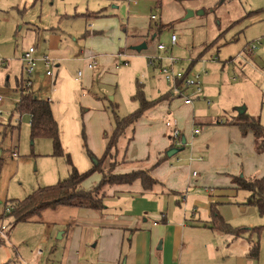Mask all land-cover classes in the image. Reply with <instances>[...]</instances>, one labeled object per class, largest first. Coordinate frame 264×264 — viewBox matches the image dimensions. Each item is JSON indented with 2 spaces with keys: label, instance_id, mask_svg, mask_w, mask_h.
Listing matches in <instances>:
<instances>
[{
  "label": "rangeland",
  "instance_id": "1",
  "mask_svg": "<svg viewBox=\"0 0 264 264\" xmlns=\"http://www.w3.org/2000/svg\"><path fill=\"white\" fill-rule=\"evenodd\" d=\"M97 11L110 17L106 19H117L123 23L120 28L123 37L117 42L129 57L128 65H120L118 69L112 66L102 78L95 77L90 88L83 91L89 104L96 98L100 99L99 103L111 122L113 113L123 117L136 109L137 102L131 97L136 81L143 85L142 88H154L157 84L161 89L168 85L142 58L146 54L158 55L157 45L160 43L171 49L168 54L180 60V64L188 65L194 60V69L208 64V70L202 71L207 74L200 82L202 93L193 103L195 126L200 128L199 123L209 120L230 119L242 110L250 117L259 116L264 121V48L250 56L243 53L250 42L264 35V0H0V95L3 97L0 104V228L4 227V234L0 235L4 240L0 243V264H34L39 258L35 254L37 249L43 254L40 260L43 258V261L57 264L67 242L66 236L70 233L68 225L61 226L52 217L38 215L26 223H14L12 216L7 217L13 201L24 200L41 187L55 185L68 178L69 173L66 159L52 155L53 146L49 138H31L29 115L23 113L19 116L14 112L18 101L15 78L20 75L27 78L19 60L29 48H34L37 53L48 48L47 44L54 40L60 49L68 45L73 52L67 51L68 59L61 63L60 70L65 69L63 72L70 80L81 71L83 76L79 82H82L87 69L79 61V51L86 45V37L82 35L86 29L92 30L89 25L94 23V19L65 16ZM190 12L193 14L186 18ZM160 24L161 31L156 36V26ZM124 28L139 33L138 37L131 38L139 39L140 43L124 45ZM172 34L177 35L174 47L169 44ZM98 38L93 46L98 53L110 48ZM145 40L147 46L144 50L133 49L143 45ZM207 45L209 49L204 52ZM32 78L30 90L36 99H43L46 93L50 95L51 81L46 84L37 80L35 75ZM61 78L58 75L55 80L56 89L61 87ZM233 78L238 82L234 83ZM152 92L154 94L155 91L144 90L146 98H150ZM81 93L80 88L76 89L73 92L75 100L71 102L77 124L75 137L83 158L92 165L93 160L85 152L81 135L84 124L82 112L86 109L83 108ZM51 109L61 122L64 114L59 112L56 99ZM163 121L166 119H162L164 126ZM167 122L172 123L170 117H167ZM244 137L251 142L250 150L243 145L241 156L231 157L229 165L234 164L233 168H237L235 176L258 177L264 173V153L255 154L252 136L247 134ZM123 142L124 138L120 143L123 145ZM74 159L80 160V155L74 154ZM93 179L88 180L85 187ZM248 195L245 190H235L231 203L217 205L218 213L226 224L245 229L241 238L229 239L227 251L233 255L229 261L223 262L219 256L217 262L209 264H237L239 259H243V264H264V215H258L253 206L242 205ZM63 231L67 235L64 239L58 238ZM219 235L223 237L222 233ZM250 241L259 248L256 259L245 256L250 250Z\"/></svg>",
  "mask_w": 264,
  "mask_h": 264
},
{
  "label": "crops",
  "instance_id": "2",
  "mask_svg": "<svg viewBox=\"0 0 264 264\" xmlns=\"http://www.w3.org/2000/svg\"><path fill=\"white\" fill-rule=\"evenodd\" d=\"M95 15L100 16L96 18ZM103 15L105 14L97 11L65 16H85L86 19H94V23L89 25L92 30L86 29L82 35L86 37V45L82 51H79L81 54L79 61H82L83 67H86L88 61L93 59L95 68L86 67L82 82H79L83 76L81 71L70 80L64 73L65 69L64 72L60 70L61 63L68 59L67 51L70 50L68 45L60 49L58 43L52 40L47 44L48 48L34 52L35 58L38 59L35 78L40 79V82L48 84L51 81L53 84L50 95L46 93L43 99L50 100V104L56 99L59 112L64 114L60 122L52 111L58 124L60 144L80 173L86 172L92 165L83 158L81 146L79 150L78 139L75 137L77 124L71 106V102L75 100L73 92L78 88L82 91L80 97L84 101L83 108H86L82 112L86 144L92 155L100 158L105 149L104 136L110 135L113 129L112 122L107 111L99 103L100 99L96 98V101H91L89 104L83 91L90 88L95 77L102 78L103 73L112 69V66L118 69L124 61L125 65H128L129 57L119 48L121 43L117 42L123 37L120 33L123 23L117 19H106L110 17ZM123 32L126 35L124 45L132 46L140 43L139 39L131 38L138 37L139 33L127 31L125 28ZM96 38L107 43L110 48L98 53V49L93 47ZM143 43L147 46L146 40ZM46 55L55 63L52 77L45 76L46 69L40 60ZM149 55L151 54L142 57L145 62ZM192 61L184 65L185 63L180 64L179 60L177 67L199 73L202 83V78L207 75L202 71L208 70V64H201L200 69H194L195 64L190 66ZM202 62L206 63V61ZM58 75L62 77L59 81L61 87L56 89L55 80ZM76 83H78L77 87ZM137 83L136 81L135 85ZM137 85L143 87L140 83ZM144 90L155 92L154 94L152 92L150 98H146ZM168 90V85L158 89L157 84L154 88H142L145 98L151 101L160 98ZM172 98L147 109L145 111L146 114L148 113L147 116H143L145 113L142 115L135 126L134 139L125 154V159L129 163L121 169L125 172L151 168L150 173L158 181L152 190L144 191L139 183L135 182L132 186L109 189L103 201L104 209L100 211L64 206L42 211L40 214L42 217L55 218L54 222L70 227L69 235L66 231L61 233V239L67 235V242L57 264H209L217 262L220 257L223 262L229 261L233 256L227 250L230 241H234L235 237L232 235L221 237L217 230L209 228L212 220L210 208L212 205L217 208L219 204L231 203V196L235 195L236 190L231 185V176H235L238 171L237 168H233L234 164L229 165V161L231 157L241 156L243 145L250 150L251 142L246 141L236 127L216 124L217 119L199 123L200 128L195 126L193 103L194 99L199 97H194L190 106H185L181 98ZM167 117L171 118L170 127L165 126ZM162 119H166L163 121L164 126ZM260 123L264 125L262 118ZM173 128L179 131V145H176L172 139ZM195 129L199 132L193 135ZM182 139L185 141L183 145ZM123 146H125L124 142ZM72 147H75V151ZM167 151L174 153L166 157ZM74 154L80 155L81 161L74 159ZM159 161L160 163L157 164ZM91 178L94 179L85 187ZM91 178L85 182V190L95 185L100 176L94 175ZM42 256L43 254L37 255L39 258ZM39 258L34 264H51ZM237 261V264L244 262L243 259Z\"/></svg>",
  "mask_w": 264,
  "mask_h": 264
},
{
  "label": "trees",
  "instance_id": "3",
  "mask_svg": "<svg viewBox=\"0 0 264 264\" xmlns=\"http://www.w3.org/2000/svg\"><path fill=\"white\" fill-rule=\"evenodd\" d=\"M173 1L180 2L181 0ZM99 16H96V18ZM160 31L161 24L156 26V36ZM208 45L205 47L204 52L209 49ZM192 65L193 61L190 66L192 67ZM26 82L27 79H24L22 75L15 78L18 101L15 103L14 112L19 116H22L23 113L29 115L31 138L39 136L49 138L53 146L52 155L66 159L69 173L68 178L65 180L58 181L52 186L41 187V189L31 192L24 200L13 201L9 212H7V217L12 216L14 223H26L32 217L40 215L42 211L56 209L57 206L100 211L104 209L103 201L111 188L132 186L135 182H138L141 189L150 191L158 184V181L150 173L151 168L149 170L133 169L132 171L125 172L121 169L129 163L125 159V154L134 139L137 122L147 109L172 98L170 90L162 94L160 98L151 101L145 98L142 87L137 85V83L135 93L131 97L133 101L137 102L138 106L132 113L119 117L118 115H114V108L112 107L113 129L110 135L105 134L104 136L105 149L100 158L94 157L88 149L87 144H85V129L82 125L81 135L84 149L86 154L93 160V164L86 172L80 173L60 144L58 124L54 115H52L50 102L45 99H36L30 90L31 87H28ZM216 124L234 126L239 130L241 136L250 134L253 139L255 154L264 153V125L260 123L259 116H256V118L250 117L242 110L231 116L230 119H225L224 121L217 119ZM123 138L125 146L122 147L120 141ZM167 152H165L166 157ZM159 163L160 161L157 164ZM94 175L100 176L99 181L88 190H85V182ZM231 185L236 190L249 192L243 204L255 207L258 215H264V173L252 178H246L243 175L231 176ZM210 213L212 218L209 224L210 229H215L226 236L242 237L245 228H233L229 224H226L219 215L216 206L212 205ZM3 242L4 240L0 237V243ZM258 252L259 248L257 244L251 243L246 257L256 259Z\"/></svg>",
  "mask_w": 264,
  "mask_h": 264
},
{
  "label": "built area",
  "instance_id": "4",
  "mask_svg": "<svg viewBox=\"0 0 264 264\" xmlns=\"http://www.w3.org/2000/svg\"><path fill=\"white\" fill-rule=\"evenodd\" d=\"M153 18V17H152ZM177 43V35H172L170 37V47H174ZM259 48H264V35L255 38L252 42L247 45V48L243 53L245 56H250L254 53V51L258 50ZM157 49L159 51L158 55L154 56H148L146 58V64L152 68L153 70L158 71L160 77L162 80H164L168 86L171 95L174 98H181L183 101V104L185 106L192 105L194 97L201 95V86H200V74L195 73L193 70L188 69H178V62L179 60L173 57V55H169V49L165 47L163 44H158ZM35 49L29 48L27 51L23 52L24 54L20 58L21 63V69H23L27 74V86L32 87V81L31 78L35 73L36 70V63L37 60L34 56ZM41 62L43 64V67L46 69L45 76L52 77L53 71L55 67L54 60L51 59L49 56H43L41 59ZM126 62H123V65H125ZM86 67L89 69L95 68V62L93 59H90L88 61ZM205 73V72H203ZM80 75V73H79ZM78 75V76H79ZM238 79L233 78V82H236ZM188 91H191L189 93ZM3 97L0 95V104L3 102ZM50 101V100H49ZM48 101V102H49ZM1 114V112H0ZM165 126L170 127L169 122H165ZM199 130L195 129L193 132V135L198 134ZM172 139L174 140L176 145H179V131L175 128H173L172 131ZM195 176V173L193 174ZM10 209L7 210L9 212ZM4 227L0 228V235L3 236ZM41 250L37 249L36 254L42 255Z\"/></svg>",
  "mask_w": 264,
  "mask_h": 264
},
{
  "label": "water",
  "instance_id": "5",
  "mask_svg": "<svg viewBox=\"0 0 264 264\" xmlns=\"http://www.w3.org/2000/svg\"><path fill=\"white\" fill-rule=\"evenodd\" d=\"M192 14H193L192 12L187 13V15H186L185 17H186V18H189V17H191ZM145 47H146V45L143 44V45H141V46L134 47L133 49L136 50V51H142V50L145 49ZM181 142H182V145L185 144L184 139H182ZM173 153H174V151H169V152H167V156H171V154H173ZM60 237H61V233H60V235L58 236V238H60Z\"/></svg>",
  "mask_w": 264,
  "mask_h": 264
}]
</instances>
